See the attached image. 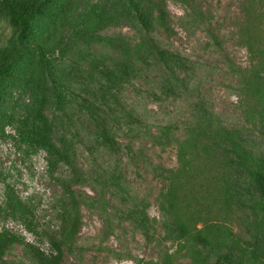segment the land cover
I'll return each mask as SVG.
<instances>
[{
    "label": "trees",
    "instance_id": "1",
    "mask_svg": "<svg viewBox=\"0 0 264 264\" xmlns=\"http://www.w3.org/2000/svg\"><path fill=\"white\" fill-rule=\"evenodd\" d=\"M177 1L188 7L195 3ZM245 16L240 40L251 61L240 70L237 91L246 125L230 127L196 101L181 135L167 126L155 136L160 145L174 143L178 163L162 174L157 196L161 238L175 250L151 264H178L183 258L189 264H264V150L248 136L253 129L264 137V0H246ZM125 24L141 34L140 42L132 45L123 37L100 34ZM159 31L171 32L167 0H0V130L11 125L25 152L43 151L47 172L61 187L53 205L58 223L42 228L33 204L7 187L0 220L22 223L33 235L46 238L51 250L46 253L0 226V264L17 246L34 264H62L65 249L80 234L83 221L75 189L80 176L70 148L55 142L47 115L50 106L71 120V109L78 105L89 114L96 140L118 152L121 123H140L119 95L128 87L140 92L135 81L146 70H161L160 93H151L156 98L189 90L193 64L163 46ZM95 43L115 56L96 57L78 49ZM61 61L70 67L62 68ZM28 89L33 99L19 113L21 94L15 93ZM118 111L125 115L120 117ZM136 224L147 231L148 239L157 232L158 221L146 210ZM238 224L243 235L236 231Z\"/></svg>",
    "mask_w": 264,
    "mask_h": 264
},
{
    "label": "rangeland",
    "instance_id": "2",
    "mask_svg": "<svg viewBox=\"0 0 264 264\" xmlns=\"http://www.w3.org/2000/svg\"><path fill=\"white\" fill-rule=\"evenodd\" d=\"M194 2L193 7H188L180 1L167 0L171 32L157 33L163 46L193 64L189 90L177 97L156 98L151 93H160L161 70L158 67L146 70L142 78L135 81L142 88L140 92H133L128 87L119 95L123 107L134 112L140 120V123L129 125L127 120L121 123L116 138L120 151H109L96 140L89 114L78 105L71 109V120L52 106L48 108L47 115L55 128V142L60 147L70 148L80 176L75 189L83 222L79 237L65 249L62 264H151L161 261L166 252H173V244L161 238L162 218L157 196L162 174L177 166L176 149L170 140L165 141L166 145L158 144L155 136H160L161 128L167 126L181 135L192 120L196 101L204 102L230 127L246 125L237 91L240 70L248 67L251 61L240 40L246 20V0ZM100 34L123 37L132 45L142 38L128 24ZM78 49L91 51L96 57L115 56L99 43L81 44ZM69 64L60 62L62 68L70 67ZM20 94L21 107L17 111L22 113L33 99V93L30 89L15 93ZM118 115L123 117L125 114L118 111ZM15 135L11 125L0 130V205L7 198L9 186L20 199L33 204L41 228L56 226L53 205L61 194V187L47 172L45 153L25 152ZM248 136L257 149L264 150V137L253 129ZM143 210L158 221L157 232L150 239L147 231L136 224ZM0 226L23 235L46 253L51 250L46 238L33 235L20 222L1 219ZM236 231L243 235V226L238 224ZM4 264L34 262L22 247L17 246L5 258ZM178 264H189V260L183 258Z\"/></svg>",
    "mask_w": 264,
    "mask_h": 264
}]
</instances>
